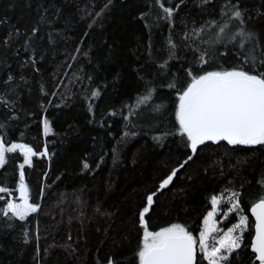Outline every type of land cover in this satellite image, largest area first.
<instances>
[{
  "label": "trees",
  "instance_id": "16d2710c",
  "mask_svg": "<svg viewBox=\"0 0 264 264\" xmlns=\"http://www.w3.org/2000/svg\"><path fill=\"white\" fill-rule=\"evenodd\" d=\"M233 8L243 23L219 33ZM241 28L244 50L230 35ZM261 59L264 0H0V139L37 153L23 172L39 206L25 220L0 214V264H139L147 195L148 230L181 224L198 238L213 196H225L226 227L237 223L234 192L248 226L222 264H259L250 209L264 197V145L206 142L193 154L176 114L193 76L264 73ZM23 163L6 153L0 208L19 197Z\"/></svg>",
  "mask_w": 264,
  "mask_h": 264
},
{
  "label": "snow or ice",
  "instance_id": "6c2138e0",
  "mask_svg": "<svg viewBox=\"0 0 264 264\" xmlns=\"http://www.w3.org/2000/svg\"><path fill=\"white\" fill-rule=\"evenodd\" d=\"M164 11L168 16H171L173 12L171 8H165ZM232 18L243 23L241 12L233 8L229 21L219 27V33L229 34L226 29ZM230 35L232 41L242 50L245 49V44L250 43L252 39V34L245 32L242 28L231 32ZM237 38H239L238 42ZM243 59L247 63L255 61L256 57L250 52H244ZM260 62L264 63V59ZM170 87H175V84H171ZM150 99L149 93L138 103H145ZM176 115L179 135L186 137L193 154L197 152L200 145L207 141L216 143L226 141L231 145H264V73L252 74L245 71L243 67H237L231 70L207 71L194 76L191 84L179 95ZM45 131H49L47 122H45ZM17 148H20L24 154V163L20 165L19 173V192L23 202L7 203V210L0 208V214L11 213L12 216L25 220L30 213L38 211L39 208L37 204L30 202L29 189L24 182L23 172L24 165L31 166L32 157L37 153L23 144H12L11 147H5L3 141L0 140V168L6 163V153L13 152ZM46 154L45 151L43 155ZM191 158V156L188 157L189 160ZM184 163L179 168H182ZM84 167L88 165L85 163ZM179 168L174 169L161 182V189L171 183ZM5 192L11 195L6 186H0V193ZM154 195V193L147 195L146 206L140 214L144 231L142 247L137 253L139 264H197V238L185 226L173 224L159 231L148 230L144 217L154 202ZM218 203L219 199L213 196L212 204L217 205ZM229 203L231 211L241 214L239 223L223 231L220 238L215 239L211 245L208 243L207 231L199 237V250L204 254L208 264H222L223 261H227L243 242L248 218L242 215L243 209L240 207L238 193H232ZM250 210L256 221L255 239L251 248L255 253V260L259 264H264V197H261ZM211 215L210 213L209 217ZM205 223L207 224V221ZM109 264H115V262L110 259Z\"/></svg>",
  "mask_w": 264,
  "mask_h": 264
},
{
  "label": "rangeland",
  "instance_id": "374dc122",
  "mask_svg": "<svg viewBox=\"0 0 264 264\" xmlns=\"http://www.w3.org/2000/svg\"><path fill=\"white\" fill-rule=\"evenodd\" d=\"M19 144H21V143H19ZM15 151H19V152H21L23 154V151L20 148H17ZM26 165L27 164H25L24 166H26ZM18 193H19V197L17 199H15V200H11L10 202H16V203H22L23 202L22 199H21V197H20L19 188H18ZM222 197L225 198V196H222ZM222 197H217L219 199V203L221 202L220 199ZM219 203L217 205H213L212 206L210 212L207 214V216H206V218H205V220L203 222L202 230H201V232L199 234V237H200L201 234H203V233H205L207 231L208 243L210 245L214 242L215 239H219L220 238V236L222 235V232L223 231H227L228 229L234 227L240 221V216L241 215H238L237 216V220H238L237 223L235 225H233V226L231 225L229 227H226V219H225V216H224V214H220L219 213V210H218ZM38 212H39V208H38V211H36L34 213H30L27 217H29V216H31L33 214H36ZM210 213L212 214L211 217H209V214ZM205 221H207V224L205 223ZM199 237L197 238V253H199L202 256H204V254L199 250ZM205 260L207 261V259H205ZM207 263H208V261H207Z\"/></svg>",
  "mask_w": 264,
  "mask_h": 264
},
{
  "label": "water",
  "instance_id": "95a60500",
  "mask_svg": "<svg viewBox=\"0 0 264 264\" xmlns=\"http://www.w3.org/2000/svg\"><path fill=\"white\" fill-rule=\"evenodd\" d=\"M207 142H212V141H207ZM222 142V141H220ZM223 142H226V141H223ZM206 143V142H205ZM250 216L252 217V219L254 220V236H253V239H252V243L254 242V239H255V224H256V221H255V217L252 215V212L250 210ZM252 250V248H251ZM253 252V251H252ZM253 254L255 255V253L253 252ZM258 262V261H257Z\"/></svg>",
  "mask_w": 264,
  "mask_h": 264
},
{
  "label": "bare ground",
  "instance_id": "6f19581e",
  "mask_svg": "<svg viewBox=\"0 0 264 264\" xmlns=\"http://www.w3.org/2000/svg\"><path fill=\"white\" fill-rule=\"evenodd\" d=\"M248 23H249V22H248ZM202 63H203V62H202ZM204 63H205V62H204ZM204 63H203V64H204ZM234 65H235V64H234ZM201 66H202V65H201ZM219 66H220V65H219ZM219 66H218V67H219ZM199 68H200V66H199ZM234 68H235V67H234ZM208 69H209V68H208ZM220 69H221V68H220ZM220 69H219V70H220ZM222 69H223V68H222ZM198 71H199V69H198ZM194 73H195V72H194ZM204 73H205V72H204ZM195 75H196V74H195ZM193 77H194V76H193ZM190 78H191V77H190ZM186 87H187V86H186ZM186 87H185V88H186ZM181 90H182V89H181Z\"/></svg>",
  "mask_w": 264,
  "mask_h": 264
}]
</instances>
